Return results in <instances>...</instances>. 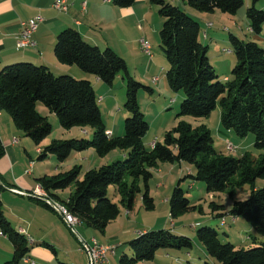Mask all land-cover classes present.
<instances>
[{
  "label": "trees",
  "instance_id": "1",
  "mask_svg": "<svg viewBox=\"0 0 264 264\" xmlns=\"http://www.w3.org/2000/svg\"><path fill=\"white\" fill-rule=\"evenodd\" d=\"M135 1L112 0V4L128 8ZM179 1L202 14L218 11L235 15L243 6V0ZM149 3L158 7V14L163 18L159 38L160 49L169 64L165 73L168 87L183 94L177 117H207L218 105L222 128L239 138L253 134L254 148L264 151V49L255 42H245L229 34L235 64L230 78L222 83L209 61L208 47L198 40L199 22L167 0H149ZM246 18L250 31L259 35L264 24V10L252 6L246 11ZM53 54L60 64L76 66L108 86L120 73L124 74L123 108L128 116L124 121L123 135L111 136L106 131L88 80L69 75L56 76L43 65L18 62L0 70V110L9 114L15 128L35 146L51 133L47 118L37 111L39 103L56 115L64 130L75 127L92 129L90 138L52 140L39 150V161L54 156L63 163L73 153L88 149L100 158L115 150L125 151L126 155L97 169L84 170L81 166H73L65 172L38 178L37 184L45 194V201H39L41 204L46 207H49L48 203L62 205L78 223L103 233L119 216L120 208L133 211L138 195H141L145 211L154 210V199L149 191L153 169L160 163L183 162L194 167V174L189 173L185 178L201 182L207 193L228 192L232 196L236 189L249 185L248 198L233 201L228 214L231 218H240L253 229L258 237L254 236L252 240L264 238V187H255L257 180H264V155L257 158L248 154L240 158L225 156L214 150L210 131L204 125L193 128L183 121L167 131L162 142H155L147 149L143 138L149 124L139 106L137 93L141 88L150 93L152 90L128 74L125 61L109 47L100 49L88 44L73 28L58 33ZM2 155L0 141V158ZM235 175L238 176L236 180ZM182 180L170 194L168 204L172 219L197 209L185 197L180 187ZM110 187L119 198L118 204L108 196ZM70 188L72 191L66 199H60L56 194ZM209 207L217 218L224 217L222 205L211 202ZM198 208L201 210L200 206ZM0 230L13 246L12 258L2 264H19L29 252L28 241L3 215L1 200ZM195 235L215 264H264V242L253 241V247L236 248L231 242H223L218 232L208 226L196 228ZM44 245L52 249L47 243ZM127 245L131 254L123 253L118 264L151 261L160 250L189 251L193 248L191 238L170 230L146 231Z\"/></svg>",
  "mask_w": 264,
  "mask_h": 264
},
{
  "label": "rangeland",
  "instance_id": "2",
  "mask_svg": "<svg viewBox=\"0 0 264 264\" xmlns=\"http://www.w3.org/2000/svg\"><path fill=\"white\" fill-rule=\"evenodd\" d=\"M179 5V8L183 11L188 10L197 13L186 4ZM252 6H254L256 10H264V0H243V6L235 15L222 14L218 11L214 14H206L205 19L202 18L206 20L205 24L202 21L197 20L200 24L198 40L201 44L209 47L208 56L211 58L210 63L215 69L218 80L222 83H224V77L228 76V78H230V72L235 64V58L228 40L229 34H232L245 42H255L264 49V24L258 37L251 34L248 30L246 11ZM137 13V16L134 18L135 20L130 24L128 23L129 26H126V24L119 25L122 42L120 43V40L118 39L114 40L112 45L114 49H111H113L125 61L128 74L138 83L145 87H149L152 90V93H150L144 88H141L137 93L139 106L146 122L149 124V129L144 139L147 149L151 147L150 143L153 142V140H156V142H162L164 134L171 130L178 122L183 121L191 125L193 128L204 125L210 131L214 150L225 156L240 158L243 155L248 154L253 158H257L260 155H264V151H259L254 148L255 137L253 134H248L244 138H239L222 128L220 125V108L218 105L207 117H177L183 94L180 91L174 92L170 90L166 81L165 73L169 68V64L160 49L159 38L163 18L158 14V7L151 5L149 2L146 6L143 5ZM207 24L213 25L211 27L212 30L207 27ZM204 34H206V38H204ZM142 42L148 46V54L144 52L141 45ZM90 77L92 78L91 75ZM123 77L124 74L120 73L114 79L111 86H108L103 82L99 85L94 84L93 81H95V78L93 77L91 79V85L93 86L98 101L105 129L108 133L112 132L116 134L114 136H122L124 121L128 116L123 108L125 101V81ZM154 79H157V81L155 82ZM40 109L44 110L45 114H47L45 116L51 126V133L41 142V144H49L52 140L80 138V136L85 135L84 132H86V128L91 129L90 127H75L70 130H64L59 126L55 114L50 113L47 108L39 103L37 104L38 112H40ZM227 144L234 147L236 149L235 152H228L226 150ZM118 152L119 150H116L114 153ZM72 155H74V153ZM90 155H92V159ZM93 155V150L88 149L75 153L74 157L71 156L63 163H59L54 156H49L48 160L41 161L40 164L45 167L49 172V175H55L63 172V170L66 171L71 169L73 166L82 165L85 168L90 167L89 170L97 169L103 165L111 164L119 158L117 157V154L112 153L102 158H94ZM82 157L85 159H81ZM162 164L164 165L162 166ZM174 164L176 165L177 170L173 173L168 172L171 166L170 163L159 164L158 168L162 170L161 174L157 173L156 169H153V177L150 180L149 186L150 195L154 199L155 208L152 211H145L142 207L141 195L137 196L132 211L136 213V216H134L135 214L132 216V221L133 218L136 217L132 224L134 230H141L142 228H151L149 231L169 230V228H172L171 222H176V220L179 221L178 224H181V227L184 228L182 229L183 231H181L184 234L183 236L191 238L193 243L190 255L196 257L199 256L201 258L197 261V264H204V259L202 253L197 248V246H200L201 244L197 241L196 235L191 228V224L200 220L205 222L199 223L197 228L203 226L213 227L218 232L223 242H231L236 248L246 249L255 246L254 244L252 245L251 240L256 234L254 231L253 233L249 232L250 226L243 220L237 224H233V220L228 214L233 201H243L248 198L250 186L245 185L240 189H236L232 196H230L228 192L207 193L201 182L185 178L188 172L194 174V167L186 163L183 166L185 172L182 176L183 180L180 182V187L184 191L185 197L192 205L196 206L197 209L190 211L177 219H172L170 217L169 205L164 202V199L168 194H171L173 187L178 182V179L173 181V176H176L179 172L178 164ZM43 166L42 169L44 170ZM237 178L238 176L235 175L234 179L236 180ZM161 183H163V187H160ZM255 187H264V180H257ZM108 196L114 203L118 204L119 199L118 197L112 196V190H109ZM211 202L223 206V218H217L215 216L216 214L211 212L209 207ZM199 206L202 210L198 208ZM120 211H123V208H120ZM138 211L139 213L137 214ZM222 219L225 221L224 225H221ZM163 221H165V225ZM177 230L180 231L181 229ZM176 234L182 235L178 233ZM79 235H81L80 231ZM225 235L228 236L226 237ZM76 238L78 239L77 236ZM86 241L89 242L90 240L88 239ZM73 242L75 244L74 249L77 251L74 255L73 261L78 262V264H90L89 257L82 249L81 243L76 241L75 237L73 238ZM184 252L185 250L182 251V259L185 257ZM82 253H84V255H82ZM109 256H112V253L108 254V260ZM209 260L211 261H208L209 264H215L212 258H209ZM168 262L169 264H174L175 259L169 258ZM141 263L153 264L151 261H142ZM180 264H186V262L183 260Z\"/></svg>",
  "mask_w": 264,
  "mask_h": 264
},
{
  "label": "crops",
  "instance_id": "3",
  "mask_svg": "<svg viewBox=\"0 0 264 264\" xmlns=\"http://www.w3.org/2000/svg\"><path fill=\"white\" fill-rule=\"evenodd\" d=\"M54 1L0 0V70L10 64L25 62L46 66L57 76L69 75L78 80L86 79L91 83L93 75H91V78L89 74L82 72L76 66L63 65L56 60L53 54V47L58 33L66 28H73L79 32L82 39L88 44L97 46L100 49L106 47L113 48L114 40L118 39L120 43L122 42L119 25L126 24V26H129L135 20L134 18L137 16L140 8L143 5L146 6L149 2V0H136L131 7L118 8L112 4V0H68V12L60 13L52 7ZM167 1L178 7L180 6L179 4H183L179 0ZM83 4H85L84 8ZM184 11L196 20L202 21L204 24L206 23V20H204L206 14L193 13L188 10ZM35 16H41L43 22L32 35L31 39L34 45L28 49L18 50L16 48V37L20 31V22ZM248 30L253 34L249 27ZM256 36L258 37V35ZM204 38H206V34H204ZM94 78L95 81L93 83L99 85L101 81L96 77ZM225 79H229L228 76L224 77V81ZM39 111L42 116L47 115L44 110L40 109ZM84 134L80 138H89L92 135V130L86 128ZM109 135L114 136L116 134L109 132ZM144 139L145 136L143 138L145 145ZM0 141L3 146V155L0 158V185L2 186L0 200L3 215L14 230L25 236L29 247V252L19 264H78V262L73 261L74 255L77 253L76 249H74V237L76 241L81 243L82 249L84 246L92 245L93 242L102 246L116 245L112 256H109V260L101 264H118L119 257L123 253L131 254L127 243L151 229L142 228L141 230H134L132 224L136 217L132 221V216L133 214L136 216V213L132 211L127 212L124 209L120 211L119 216L115 220L107 225L103 233L86 227L82 222L75 224L74 228L70 227L63 217L53 209L51 203H48L49 207H46L39 202L45 201L44 198L32 195L33 191L39 188L37 179L42 176H50L45 167L40 164L41 161L38 160L39 150L48 144L35 146L29 138L15 128L9 114L3 110H0ZM155 142L156 140H153L150 144ZM114 152L116 150L111 153L117 154L118 159H123L126 155L125 151H119L120 153ZM71 156L74 157L75 153ZM90 156L92 159V155ZM93 156L94 158H99L95 153ZM81 159L84 160L85 158L82 157ZM177 164L179 172L176 176H173V181L178 179L179 182L185 172L183 170L185 163L180 162ZM80 166L84 170L90 169V167L85 168L82 165ZM176 170V165L171 164L168 172L173 173ZM156 171L161 174L162 170L156 168ZM160 187H163V183H161ZM109 190H112V196L117 197L114 188L110 187ZM71 191L72 189L70 188L56 194L60 199H66ZM169 198L170 194L164 199L167 205H169ZM240 221L241 219L237 218L232 223L237 224ZM178 222L177 220L176 222H171L172 228H169V230L175 234L184 235L181 232L184 228ZM203 222L205 221L200 220L191 224L194 233L198 224ZM163 223L165 225V221ZM249 228V232L253 233V229ZM79 231L81 235H79ZM88 239L90 240L89 242L86 241ZM253 241L264 242V238L251 240L252 245ZM44 243L50 245L52 249L46 247ZM200 246H197V248L202 253L204 262H211L204 247ZM182 251L184 250H160L155 254L151 262L153 264H169L168 259L172 258L175 259L174 264H180L183 260L186 264H197V261L201 259L199 256H191V250L185 251V257L182 259ZM12 256L13 246L0 230V264L10 260ZM137 264L143 263L139 262Z\"/></svg>",
  "mask_w": 264,
  "mask_h": 264
},
{
  "label": "built area",
  "instance_id": "4",
  "mask_svg": "<svg viewBox=\"0 0 264 264\" xmlns=\"http://www.w3.org/2000/svg\"><path fill=\"white\" fill-rule=\"evenodd\" d=\"M83 8L85 4L82 5ZM52 7L60 12V13H67L69 10V3L68 0H55L52 4ZM43 22V18L41 16H35L33 18H30L28 20H24L20 22V31L16 37V48L18 50H24L33 47V42H32V35L37 31L38 26ZM208 28H211V24H207ZM142 48L144 49V52L148 54V46L145 45L143 42L141 43ZM229 52V51H228ZM156 82L157 79H154ZM155 143L151 144V147L154 146ZM226 150L228 152H235V148L232 147L230 144L226 145ZM40 152V151H39ZM17 192V191H15ZM32 195H35L37 197H42L40 190L36 188ZM53 209L55 210V207L52 206ZM59 213V211H57ZM64 221L72 228H74V224L70 222L69 217H65L62 213H59ZM232 220H235V218H232ZM225 221L222 219L221 225H224ZM93 242V241H92ZM116 249V246H102L99 245L98 243L93 242L92 245L90 246H84L83 250L87 253L89 257L90 264H101V263H106L108 261V254L113 253Z\"/></svg>",
  "mask_w": 264,
  "mask_h": 264
},
{
  "label": "bare ground",
  "instance_id": "5",
  "mask_svg": "<svg viewBox=\"0 0 264 264\" xmlns=\"http://www.w3.org/2000/svg\"><path fill=\"white\" fill-rule=\"evenodd\" d=\"M38 190H40V193L42 195V197H45V194L44 192L42 191V189L38 188ZM51 202V201H50ZM54 207H55V210L56 211H59V213H62L65 217H69L70 218V222L72 224H77L78 223V220L76 218H74L73 216L69 215L66 208L63 207L62 205H59L57 203H54Z\"/></svg>",
  "mask_w": 264,
  "mask_h": 264
}]
</instances>
